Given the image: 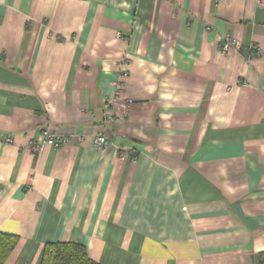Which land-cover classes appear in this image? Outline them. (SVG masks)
I'll return each mask as SVG.
<instances>
[{
	"label": "crops",
	"instance_id": "0c3cea01",
	"mask_svg": "<svg viewBox=\"0 0 264 264\" xmlns=\"http://www.w3.org/2000/svg\"><path fill=\"white\" fill-rule=\"evenodd\" d=\"M258 1L0 0V231L18 237L5 264H38L53 241L101 264H254ZM222 35L241 53L222 54ZM45 128L68 141L33 151Z\"/></svg>",
	"mask_w": 264,
	"mask_h": 264
},
{
	"label": "trees",
	"instance_id": "16d2710c",
	"mask_svg": "<svg viewBox=\"0 0 264 264\" xmlns=\"http://www.w3.org/2000/svg\"><path fill=\"white\" fill-rule=\"evenodd\" d=\"M18 237L0 231V264L5 261L15 247ZM254 264H264V250L254 255ZM38 264H101L87 255L85 247L78 242L53 241L45 243Z\"/></svg>",
	"mask_w": 264,
	"mask_h": 264
},
{
	"label": "built area",
	"instance_id": "2783aa9c",
	"mask_svg": "<svg viewBox=\"0 0 264 264\" xmlns=\"http://www.w3.org/2000/svg\"><path fill=\"white\" fill-rule=\"evenodd\" d=\"M258 3L260 5H263L264 1H258ZM119 36H120V34L117 33V37H119ZM219 49H220L222 54H227L229 52L241 53V51L243 50V47H242L241 41L238 38H236L232 35H222L220 40H219ZM247 50H253V51L257 52L258 47L256 45H252ZM123 74L125 75L126 72H124ZM42 135H43V141H41V142L31 141L30 142V148L35 152H39L41 150L43 144L59 146V145L64 144L68 141L67 137H64L60 134L54 133L53 131L46 129V128L42 130ZM94 143L96 146L102 148V147L108 146L110 142L105 136L97 135L94 138ZM119 156L124 157L125 152L120 151Z\"/></svg>",
	"mask_w": 264,
	"mask_h": 264
}]
</instances>
